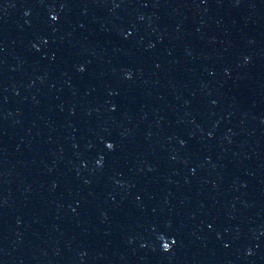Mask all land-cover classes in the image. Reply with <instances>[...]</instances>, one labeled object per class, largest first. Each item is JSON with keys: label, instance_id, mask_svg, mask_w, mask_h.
<instances>
[{"label": "water", "instance_id": "obj_1", "mask_svg": "<svg viewBox=\"0 0 264 264\" xmlns=\"http://www.w3.org/2000/svg\"><path fill=\"white\" fill-rule=\"evenodd\" d=\"M0 264H264V0H0Z\"/></svg>", "mask_w": 264, "mask_h": 264}]
</instances>
